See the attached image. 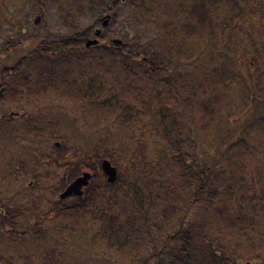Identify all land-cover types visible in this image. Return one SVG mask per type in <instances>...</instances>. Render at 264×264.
<instances>
[{
  "label": "rangeland",
  "instance_id": "obj_1",
  "mask_svg": "<svg viewBox=\"0 0 264 264\" xmlns=\"http://www.w3.org/2000/svg\"><path fill=\"white\" fill-rule=\"evenodd\" d=\"M90 0H0V55L7 52L5 43L10 38L18 41L47 34L46 42L55 56L61 53L70 55L72 69L70 75L81 85L90 78L87 72L79 75L78 65H86L87 60L79 55L83 50L96 53L106 44L113 50L110 59H105L102 66L91 65V74L97 80H103L104 85L98 97H105L111 92L123 90V101L133 112L132 121L122 124L114 114L90 106L89 99L74 103L58 97L53 92L30 96L31 101L0 102V114L8 116L10 112H20L7 122L0 120V204L3 207L21 208L22 215L14 223V236L7 235V227L0 224V264H159L162 257L150 255L154 252L150 241L142 252L137 255L108 253L105 246L91 237L98 228V218L95 208L99 205L116 210L127 199L124 192L112 194L114 189L128 187L133 181H143L145 178L166 183L172 178L173 170L167 157L160 154L162 139L154 123V112L159 107H181L177 98L172 97L167 88L166 79L176 74L195 71L200 73L201 65L206 64V73L202 74L196 89L201 97H210L214 75L221 68H232L233 76L225 80V94L221 96V108L217 122L210 125L211 136H205L199 116L192 112L182 113L178 119L185 124V141L181 149L188 152L198 164L215 160L214 173L217 176L219 188L230 184L233 192L227 199L228 211L233 214H256L261 231L264 232V130L259 123L250 121L245 125L246 140H236L235 144H217L218 151H210V147L229 128V114L240 113L248 100L247 87L238 78L242 74L249 87L256 81L258 99H254L252 114L264 112V55L258 57V50H264V13L258 7H264V1L259 4L254 0H241L240 10L232 8L226 0L209 8L214 19L225 22L220 27L215 39L210 42L192 43L188 46L193 56L189 63L176 66L175 71H162L156 80L144 73L138 61H133L137 67L135 80L122 70V53L130 51L163 54L160 44L162 37V21L175 19L180 4L185 6L190 0H154L155 8L146 13L142 6L129 1L118 2L114 5V19L106 27H101V18L108 12L98 13L100 21H94V15L89 10ZM94 12V13H95ZM100 13V14H99ZM110 15V14H109ZM39 16L38 22L34 19ZM94 25L92 28H87ZM99 28L101 33L95 35ZM86 30L85 41L78 47L62 50L57 46L59 39L70 38L77 32ZM163 36V35H162ZM122 41L115 44L112 39ZM97 39V43L86 47V40ZM11 42V41H10ZM45 43V44H46ZM124 43V44H123ZM138 43L139 46L134 45ZM98 45L97 47H94ZM116 45L122 46L117 48ZM94 47V48H93ZM189 48V47H188ZM82 50V51H81ZM111 50V51H112ZM136 53V52H135ZM87 54V53H86ZM141 54V53H140ZM264 54V53H263ZM197 55L195 58L194 56ZM139 56V55H138ZM251 58H255L254 61ZM76 60V61H75ZM78 60V61H77ZM130 63V60H126ZM69 63V62H65ZM78 63V65H77ZM117 73V74H116ZM117 75V80H116ZM8 78V77H7ZM220 78V76H219ZM235 80H239L236 82ZM176 82L177 80H170ZM153 87L159 90L155 96ZM173 85H170L172 92ZM217 90V89H216ZM254 93V92H253ZM174 109V108H172ZM182 109V107H181ZM29 116L41 117L54 122L52 133L42 138L22 135L17 131ZM237 126L226 134L223 140L227 142L234 134L241 132ZM188 134V136H187ZM188 139V140H187ZM220 142V141H219ZM222 143V142H221ZM110 155L109 160L121 172L115 188L106 190L101 184L105 175L100 169L103 155ZM79 161L91 163L96 168L94 185L85 200L87 206L71 218H54L49 215V207L59 199V194L76 175L86 168H77ZM92 174V173H91ZM98 185V186H95ZM97 189V194H94ZM99 190V192H98ZM84 193V192H83ZM91 197V199H90ZM94 198V199H93ZM205 195L192 200L188 204L183 218L173 224L162 227L158 235H171L187 221L199 220L205 214L210 215L205 201ZM75 199L74 196L65 198V202ZM90 199V201H89ZM52 217V218H51ZM154 218V219H153ZM149 224L155 226L162 222L160 213L154 214ZM163 223V222H162ZM150 227L149 229H151ZM39 229L40 235H37ZM28 231L25 234L21 232ZM157 235V232H155ZM17 240L14 242V240ZM157 249L166 251L174 242L169 241L162 248L163 240L154 239ZM240 247L252 250L251 243L258 247V238L254 233L236 237ZM147 243V236L143 238ZM264 249V245H263ZM145 260V263H144Z\"/></svg>",
  "mask_w": 264,
  "mask_h": 264
},
{
  "label": "trees",
  "instance_id": "obj_2",
  "mask_svg": "<svg viewBox=\"0 0 264 264\" xmlns=\"http://www.w3.org/2000/svg\"><path fill=\"white\" fill-rule=\"evenodd\" d=\"M118 2L125 3L129 1L137 6H142L146 13H151L155 8L154 0H90L88 1L89 10L94 15V21H100L99 12H108L110 20L114 19V5ZM224 0H190L185 6L179 3L180 8L177 11V18L162 21V40L160 44L163 48V54L156 51L137 52L130 51L120 55L123 67L126 71V79L130 76L134 80L137 74V65L133 61H138L142 65V71L148 73L152 80H156L162 71H175L176 66L189 63L192 59L191 46L192 43L200 42L210 43L215 39L220 27L225 26V22H220L211 16L209 8L218 5ZM232 8L240 10L241 0H226ZM259 4L264 0H254ZM258 9L264 13V7L259 6ZM95 12V13H94ZM99 13V14H100ZM90 25L87 28H92ZM86 30L77 32L69 39H59L57 46L63 51L78 47L79 43L85 41ZM18 41L10 38L5 47L7 52L0 55V102L4 101H31L30 96H39L53 92L60 98H65L74 103H78L83 99H89L91 107H97L115 115L117 121L122 124H129L133 118V112L129 105L123 101V90L121 92H111L105 97H98L103 88V80H97L96 75L91 74V65L102 66L105 59H110L113 50L106 44L102 50L91 53L90 50H83L78 56L86 59V65H78L79 75L87 72L90 78L83 85L80 84L75 77L70 75L72 69V59L67 53H61L55 56L56 51L52 50L46 43L49 42L47 34L35 36L31 39L18 38ZM11 41V42H10ZM46 43V44H45ZM124 44V43H123ZM134 45L139 46L138 43ZM98 45L94 46L97 47ZM117 48L122 46L116 45ZM93 47V48H94ZM189 47V48H188ZM112 50V51H111ZM82 51V50H81ZM65 52V51H64ZM87 53V54H86ZM141 53V54H140ZM264 50H258V57L264 54ZM139 55V56H138ZM197 55L194 56V58ZM255 58H251L254 61ZM126 60H130L127 63ZM76 61V60H75ZM78 61V60H77ZM65 62H69L68 64ZM200 73L195 71L176 74L172 78L166 79L167 88L162 91H169L172 97L178 98L181 107L177 111L176 107H159L154 112V123L157 124L158 132L162 139V147L160 154L167 157L173 170L172 178L169 182H159L154 185L157 180L145 178L143 181H133L128 187H114L119 181L121 172L118 173L114 183L108 184L106 180H101L103 187L107 189L115 188L112 194L124 192L127 196L123 205L116 210H111L103 204L95 208L94 215L98 218V228L92 233L91 237L94 241L101 243L108 250V253H122L127 256L137 255L142 252L146 245L151 241V248L156 251L149 254L164 258L159 264H264V232L258 223L256 214H233L228 211L227 199L232 195L233 187L230 184L224 185L221 189L218 185L217 176L214 173L213 158L208 163L198 164L190 157L188 152L181 149V145L185 141V124L183 120L178 119L182 113L192 112L194 116H199V122L204 128V135L211 136L210 125L217 122L220 116L221 108L219 100L225 94L227 83L234 80H225V74L229 78L233 76L232 68H221L214 75L219 76L215 80H208L212 84L210 97H201L196 89L200 83H194V80H200L202 74L206 73V64L201 65ZM117 74V73H116ZM240 81L245 84L248 94V101L245 102L240 113L237 115L229 114V128H226L222 136L210 147V151H218L217 144L226 145L235 144L236 140L245 143V125L250 121L259 123L264 130V112L252 114L254 99H258L256 81L254 85L249 87L242 74L237 75ZM8 77V78H7ZM117 80V75H116ZM170 80H177L175 83ZM238 82L239 80H235ZM170 85H173L172 92ZM217 89V90H216ZM155 96H158L159 90L153 87ZM254 92V93H253ZM264 100V99H263ZM174 108V109H172ZM20 112H10L8 116L0 114V120L11 121L14 115H20ZM242 131L234 134V137L228 139L226 143L223 138L232 127L237 126ZM54 129L53 121H46L41 117L29 116L24 120L17 131L22 135H31L35 138L46 137ZM188 136V134H187ZM188 140V139H187ZM220 141V142H219ZM222 142V143H221ZM217 143V144H216ZM102 159H111L110 155H103ZM86 168L91 171V184L94 185L96 168L91 163L79 161L77 168ZM78 176V175H76ZM84 188L81 196H74L75 199L65 202L64 199H57L49 207V215L54 218H71L83 208L87 206L85 200L88 198L91 186ZM95 185V186H98ZM264 189V185H263ZM95 189L94 194H97ZM99 192V190H98ZM261 193H264L261 192ZM205 195L206 207L210 213L207 217L205 214L199 220L187 221L186 225H181L177 231L171 235H158V232L164 225L173 224L175 220L183 218L188 204L200 195ZM67 198V197H66ZM91 199V197H90ZM89 199V201H90ZM94 199V198H93ZM0 204V224L10 227L6 231L7 235L14 236V223L22 215L21 208L1 207ZM160 213L162 222L155 226L149 224L151 216ZM51 217V218H52ZM154 219V218H153ZM167 223V224H166ZM152 227L151 229H149ZM28 231L23 230L25 234ZM37 235H40L37 229ZM157 232V235H155ZM248 232L254 233L258 238V247H254L255 241L251 243L252 250H246L240 247L236 237L246 235ZM147 236V243L144 244L143 238ZM162 239V248L166 247L169 241L174 242L169 248L163 251L157 249L156 240ZM17 240L15 239L14 242ZM130 254V255H128ZM145 263V260H144Z\"/></svg>",
  "mask_w": 264,
  "mask_h": 264
},
{
  "label": "water",
  "instance_id": "obj_3",
  "mask_svg": "<svg viewBox=\"0 0 264 264\" xmlns=\"http://www.w3.org/2000/svg\"><path fill=\"white\" fill-rule=\"evenodd\" d=\"M39 16L34 19V22L37 23ZM110 21V15L106 14L101 18V27H106ZM95 35H99L101 30L96 28L94 30ZM115 44H120L122 41L120 39L114 38L112 39ZM97 39L86 40L85 46L88 47L90 45H94L97 43ZM2 89L0 90V93ZM100 169L102 173L105 175V180L108 184L114 183L117 179V169L115 166L111 164L108 159H102L100 161ZM91 179V173L88 171L81 172L80 175L76 176L73 180H71L67 186L62 190L59 194L60 199H64L68 196H81L84 192V188L89 184Z\"/></svg>",
  "mask_w": 264,
  "mask_h": 264
},
{
  "label": "flooded vegetation",
  "instance_id": "obj_4",
  "mask_svg": "<svg viewBox=\"0 0 264 264\" xmlns=\"http://www.w3.org/2000/svg\"><path fill=\"white\" fill-rule=\"evenodd\" d=\"M98 44V43H97Z\"/></svg>",
  "mask_w": 264,
  "mask_h": 264
}]
</instances>
